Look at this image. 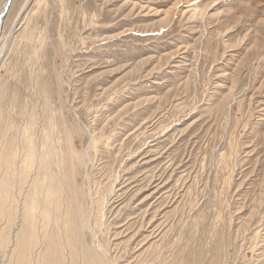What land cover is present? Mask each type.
Returning a JSON list of instances; mask_svg holds the SVG:
<instances>
[{"label": "rangeland", "instance_id": "rangeland-1", "mask_svg": "<svg viewBox=\"0 0 264 264\" xmlns=\"http://www.w3.org/2000/svg\"><path fill=\"white\" fill-rule=\"evenodd\" d=\"M49 117L87 159L93 242L114 261L135 233L117 264H264V0H13L0 180ZM100 190L116 199L95 227ZM15 216L0 193V264H18Z\"/></svg>", "mask_w": 264, "mask_h": 264}, {"label": "bare ground", "instance_id": "bare-ground-1", "mask_svg": "<svg viewBox=\"0 0 264 264\" xmlns=\"http://www.w3.org/2000/svg\"><path fill=\"white\" fill-rule=\"evenodd\" d=\"M7 2L8 0L0 2V16ZM55 121L49 117L40 131H36L33 123L31 127L28 123L24 128V135L21 133L19 137H14L2 156L1 168L5 173L3 172L0 180L1 199L2 202H9L11 199L15 202V217L20 222V228L15 234L18 264H117L120 258L129 256L134 249L131 248L130 241L132 238L134 240L135 233L129 237V242L118 247L121 255L115 257L114 261L110 248L104 244L96 246L95 241L93 242L95 232L89 222L91 218L87 216L92 207V201L87 204L91 195L78 183L80 167L86 164L87 159L77 151L74 139L67 134L69 130L65 126L62 135L59 132L55 134ZM62 141L65 145L61 144ZM96 143L97 139L94 138L89 144L96 147ZM99 193L95 227L98 221L100 225L103 224L105 210L113 198L112 195L108 198L111 192L100 190ZM137 217L131 212L127 219ZM144 220L143 217L138 221V230L144 227ZM125 222L121 224L125 225ZM88 229H92L89 236ZM118 235L120 234L114 232L112 236L115 239ZM104 243L109 245L107 241Z\"/></svg>", "mask_w": 264, "mask_h": 264}, {"label": "water", "instance_id": "water-1", "mask_svg": "<svg viewBox=\"0 0 264 264\" xmlns=\"http://www.w3.org/2000/svg\"><path fill=\"white\" fill-rule=\"evenodd\" d=\"M12 1L13 0H8L6 6L4 8V11H3L2 15L0 16V37H1V34H2L3 23H4V20H5L6 15L8 14V11L10 9V6L12 4Z\"/></svg>", "mask_w": 264, "mask_h": 264}]
</instances>
